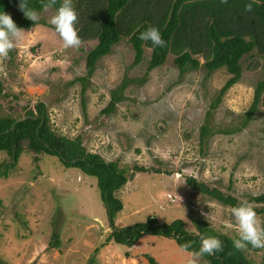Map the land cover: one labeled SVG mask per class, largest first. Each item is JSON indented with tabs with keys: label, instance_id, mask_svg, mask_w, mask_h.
Segmentation results:
<instances>
[{
	"label": "rangeland",
	"instance_id": "1",
	"mask_svg": "<svg viewBox=\"0 0 264 264\" xmlns=\"http://www.w3.org/2000/svg\"><path fill=\"white\" fill-rule=\"evenodd\" d=\"M94 1L72 0L81 41L76 48L65 49L48 23L52 9L41 11L39 21L23 30V39L0 57V83L9 95L0 104L19 113L22 107L43 103L55 133L79 137L88 153L126 169L128 180L115 194L122 209L114 227H132L148 218L158 224L181 220L191 233L197 232L194 222H200L232 239L231 209L191 190L186 180L237 201L264 193V108L245 127L240 125L256 82L264 78L262 56L242 59L239 82L212 111L214 126L241 128L209 138L201 153L200 127L228 74L220 69L207 76L201 66L180 76L169 54L162 66L145 75L150 49L132 67L133 51L122 39L96 62L83 85L77 79L85 76L86 54L96 45L83 30ZM144 77V85L126 87L112 113L101 114L121 81ZM4 158L0 153V165ZM9 171L8 177H0L1 264H150L149 258L152 264H186L189 252H181L172 238L146 233L131 248L107 242L111 229L96 180L63 167L56 158L42 157L33 164L21 156ZM256 217L264 228V216ZM53 234L58 235L56 249L49 247ZM243 251L253 264L264 260V249ZM197 264L207 263L200 257Z\"/></svg>",
	"mask_w": 264,
	"mask_h": 264
},
{
	"label": "trees",
	"instance_id": "2",
	"mask_svg": "<svg viewBox=\"0 0 264 264\" xmlns=\"http://www.w3.org/2000/svg\"><path fill=\"white\" fill-rule=\"evenodd\" d=\"M90 1L87 0L89 3ZM248 2L250 0H228L227 4H221L219 0H95L83 30L90 32L91 36L87 39L95 40L96 45L86 54L85 76L77 81L86 84L95 70L96 62L109 55L112 47L122 39H127L133 51L132 67L141 63L144 49H150L145 75L162 66L169 54L174 55L173 63L179 69L180 76L201 66L207 76L224 69L229 78L212 101L207 118L200 127L198 142L202 153L206 140L218 134L230 135L237 132L246 126L260 107L264 108L263 78L255 84L253 98L244 120L240 123L241 127L232 124L214 126L211 121L212 111L219 105L221 98L239 82L242 59L253 57V53H257L264 60V3H253L252 11L245 12L244 5ZM17 5L18 0H0V11L9 14L18 28L27 31L35 24L24 17ZM29 6L39 13L43 11L41 0H29ZM55 7L54 5L49 9L55 12ZM13 9L16 11L14 14ZM148 26H155L159 30L165 41L163 48H152L150 44L138 39L139 32ZM198 58L203 60L202 65ZM124 80L111 92V100L101 112L102 115L113 112L115 105L123 100L122 92L128 85L134 82L137 85L145 83V77L140 80ZM7 97L9 95L4 93L0 83V99L5 100ZM25 117H35L36 120L20 121ZM12 126L13 129L10 130ZM0 153L5 156L0 165V177L3 178L8 177L9 170L19 162L21 156L30 157L33 164H37L42 157H53L63 167L75 169L84 176L94 178L109 219L111 232L107 235V242L131 248L148 233L172 238L178 247L189 244L190 248L186 252H191L198 250L201 235H212L221 240L222 251L212 256H202L207 264H253L247 260L243 250L237 251L233 248L232 239L200 222H194L196 233L186 229L181 220L158 224L154 218H148L146 222L128 228L114 227L113 219L122 209L115 194L128 180L125 177L126 169L118 168L114 162L104 163L98 155L88 153L79 137L68 138L55 133L49 126L43 103L22 107L19 113L14 112L11 106L4 109L0 104ZM186 183L201 196L230 209L240 202L230 194L191 178H187ZM245 202L256 215L264 216V193L248 198ZM58 245V235L53 234L49 247L56 249ZM246 250L258 253L263 249ZM148 262L153 263L150 258ZM260 264H264V260Z\"/></svg>",
	"mask_w": 264,
	"mask_h": 264
},
{
	"label": "clouds",
	"instance_id": "3",
	"mask_svg": "<svg viewBox=\"0 0 264 264\" xmlns=\"http://www.w3.org/2000/svg\"><path fill=\"white\" fill-rule=\"evenodd\" d=\"M219 2L227 4L228 0H219ZM253 3L258 5L264 3V0H250V2L245 3L244 11L251 12ZM54 5L56 6L55 12L49 18L48 23L53 27L54 32L58 34L65 49L78 47L81 41L75 27L77 14L72 7V0H59L58 4L57 0H41L42 10H47ZM17 6L24 17L32 21L33 24L39 21L40 14L29 6V0H18ZM24 33L22 29L15 25L9 14L0 11V57H6L14 45L23 39ZM138 39L150 44L152 48H163L165 46V41L161 38L159 30L155 26H148L139 32ZM230 215L235 227V236L232 238L233 248L237 251L247 248L264 249V228L259 225L251 206L245 201H240L231 207ZM205 218L207 219V215H205ZM179 247L180 251L184 252L190 248V245L181 244ZM220 251H222V242L217 236L201 235L198 250L189 252L186 264H197L198 258L204 255L212 256Z\"/></svg>",
	"mask_w": 264,
	"mask_h": 264
},
{
	"label": "water",
	"instance_id": "4",
	"mask_svg": "<svg viewBox=\"0 0 264 264\" xmlns=\"http://www.w3.org/2000/svg\"><path fill=\"white\" fill-rule=\"evenodd\" d=\"M28 119H30V120H32V121H35L36 120V118L35 117H25L24 119H22V120H20V121H24V120H28ZM42 123V122H41ZM13 129V126L10 128V130H12Z\"/></svg>",
	"mask_w": 264,
	"mask_h": 264
}]
</instances>
